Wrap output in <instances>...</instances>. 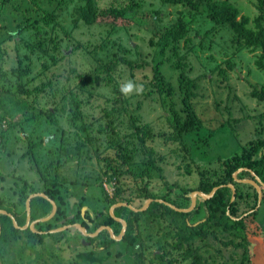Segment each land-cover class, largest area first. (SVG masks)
<instances>
[{"label":"trees","instance_id":"1","mask_svg":"<svg viewBox=\"0 0 264 264\" xmlns=\"http://www.w3.org/2000/svg\"><path fill=\"white\" fill-rule=\"evenodd\" d=\"M161 1L171 5H184L185 8L183 13L178 15L177 20L167 24L160 33L157 43L158 54L164 58L158 61L154 59L155 63L151 65V75H146L145 79L140 82L144 85L143 92L149 88L148 94H151L153 90H158L162 95L163 105L168 112L164 116L168 121L170 131H156L150 122L142 120L139 113L125 107L128 100L125 98V92L121 91V86L117 83L116 73L121 72L123 65L132 69L133 76L135 70L145 69L149 61L140 60V54L138 59H134L127 53H115L108 62L93 66L91 71L87 72H80L76 67H71L73 78L69 76L63 81L58 76L52 77L51 75L44 79L39 75L40 72L34 74L30 54L25 51L23 55L19 53L22 43V47L27 46L33 51L36 49L35 52H38L40 58L45 59L47 55H50L49 59L43 61V72H46L45 70H48L51 64H56L61 56L66 55V52L61 43L62 38L50 37L52 46L50 54H48L49 48L47 46L51 43L48 42L46 45L44 42L46 39L41 37V22L53 23V26L59 25L65 32L68 31L58 18V12L65 3H74L75 26L81 23L86 26L100 27L99 39L103 41L100 45L105 46L107 37L111 34H120L121 29H123L120 25H125L124 22H127L132 14L139 10L143 0H128L126 2L108 0L109 4L105 9L101 8L99 0H48L49 4H54L51 9L43 8L41 0H0V20H3L0 34L5 33L4 37L0 35V59L6 53L5 45H3L6 40H15L14 45L17 50V58L10 68L5 71L2 69L0 72V149H4V144L6 148V143L11 138L25 142L28 149L22 155L31 156L32 159L29 158L31 167L33 169H46L45 179L51 177L50 179L54 181L52 185H49L48 180H45L43 189L50 198L58 202L59 208L56 217L60 219L68 215L67 209L64 207L67 202L62 191L65 181L69 180L72 183H81L82 185L89 184L87 177L83 181H75L74 175L67 177L64 175L63 169L65 167L69 169L73 163H86L87 157L84 155L89 153L92 148L97 152L98 162L102 163L103 168L100 171L102 173L95 175L89 185H100L105 196L104 199L110 204L116 203L120 198L131 203L137 197L142 199L153 197L163 198L180 207L185 206L170 196L171 185L179 184L174 182L170 186L168 185L169 182L165 176L166 156L152 142L157 136H161L165 141L179 142L181 144L180 149L183 150V146L186 149L184 151L188 154L191 151V146L186 142V135L203 127L202 119L196 111L193 101L197 95L196 89L199 87L200 77L191 75L193 67L189 62V53L194 49L192 38L189 40L190 46L187 43L186 51H182L181 48V41L189 38L187 36L190 29L189 22L184 16L186 9L192 7L198 12L200 7L205 5L209 18L216 24L229 26L233 33V40L236 41L239 50L245 46L254 51L261 50L255 62L264 70V0H259L258 8L261 13L254 18L241 13L239 6L231 0ZM158 14L160 15L161 12L159 11ZM9 22L13 27L7 29ZM251 23H254V26ZM127 24H130V21ZM29 30L32 35L33 32L36 34L37 41H30L24 37ZM17 34L20 35L17 37ZM111 40L115 41L116 38ZM89 42L92 43L93 48L97 47L95 40H89ZM89 42L83 46L88 47ZM109 42L112 43L110 40ZM118 42L121 43V41ZM80 45L81 43L75 42L74 50L78 49ZM138 46L133 48L138 49ZM142 46L143 48L146 47L145 44L141 43ZM166 62H171L175 68L174 71L178 79L177 87L173 83V77L167 76L163 71ZM103 73L105 75H102ZM101 78L105 80V83L111 84L115 91L112 97L106 98L107 105L103 107L105 121L91 118L84 109L85 104L89 103L93 96V93L88 90V85L93 87ZM251 87L250 94L259 100H264V84L259 87L255 83H251ZM87 91L89 94H86ZM125 114L128 115L127 120L123 118ZM64 118L68 121L69 127L63 123ZM79 122L80 124H78ZM73 126L78 130L75 134L72 133V137H70L68 130ZM39 131H43L47 135L44 137ZM104 134L106 140L103 139ZM212 134L211 132L206 136V143L209 142ZM43 141L55 143L53 147L47 149V155L41 154L42 147H45ZM104 144L105 146H103ZM248 145L242 146V152H236L225 158L221 171L216 169L202 170L200 181L195 187L189 188L182 185L183 193H185L184 191L187 193L191 189L210 192L214 186L220 185L211 197L203 199L198 196L196 207L190 211L177 210L168 203L159 200H153L148 208L143 211L133 210L126 205H120L116 208L115 214L117 216L122 215V210H128L126 214L122 215L128 223L123 241L128 245H134L137 242L142 244L140 249L136 251L138 261L136 260L135 264H146L142 239L141 217L143 214H149L154 220L161 223L162 231L157 237L158 251L152 252V258L149 259L152 264H180L181 261L182 263L185 261L187 264H209V260L213 259L215 252L220 249L213 248L215 242L222 243L223 247L232 244L241 250V261L244 264L249 251L246 216L241 218H233V216L238 215L240 205L245 200L243 198L254 200L252 204L254 208L259 193L252 184H247L253 188L251 191L244 189L243 183L236 180L233 173L240 167H248L253 169L264 181V154L259 156V151L264 148V133L261 131L259 137L255 140L251 139ZM101 147L111 150V153L102 154L104 151H100ZM250 169H244L238 175L240 177H245L244 173L252 175ZM102 174L110 181L116 180L117 186L112 195L102 184ZM130 177H132L131 180H125ZM56 179L62 181V184ZM160 179L162 180L160 181L161 185L167 186L170 192H158L156 183ZM126 181L132 183L127 185ZM25 182L32 184L27 181V178ZM229 182H233L236 186V199L234 200H232L233 189L227 185ZM152 184L153 189H151ZM37 188L35 185L29 187L27 183H24L21 188V193L24 194L19 198V203L23 204L24 208L19 210L6 207L15 216L19 224H24L26 220V198L29 193L40 189ZM127 189L130 191L129 194L125 193ZM133 192L134 194H132ZM84 201L83 199L81 202L84 203ZM52 207L49 198L43 195L33 196L31 199V218L36 219L48 215ZM103 210L96 208L94 216L89 212L86 213L89 220L93 222V226L87 219H83L82 224L89 231H94L100 225L117 222L114 216ZM245 210L247 208L243 211ZM203 212L205 217L199 218ZM79 217L82 218L81 207L78 208L76 217L71 218L69 222H75V219ZM0 221L2 224L0 256L3 260L6 258L5 253L8 255L10 252V249L5 245L13 243L23 235L27 236L24 246L26 245L32 250L35 249L36 245L44 243V233L34 231L30 227L26 229L16 227L9 214L0 213ZM39 224L41 229L44 226L47 229L55 226V222L50 220ZM68 231L69 228L50 234L55 240L60 241L68 236ZM115 231L118 230L115 229ZM85 241L99 249L110 250L116 239L107 230H103L97 236H87ZM236 259L234 257V260ZM10 260H12L11 263L14 261L11 256Z\"/></svg>","mask_w":264,"mask_h":264},{"label":"rangeland","instance_id":"2","mask_svg":"<svg viewBox=\"0 0 264 264\" xmlns=\"http://www.w3.org/2000/svg\"><path fill=\"white\" fill-rule=\"evenodd\" d=\"M41 1L43 4L42 7L45 9L54 7V4H49L48 0ZM126 1L128 0H123V2ZM231 1L239 6L241 13L249 15L251 18L261 13L258 8L259 0ZM99 3L103 9L107 8L106 6L109 4L108 0H99ZM184 8V5L166 4L161 0H143L139 10L132 14L131 18L127 21H130V24L124 22L125 25H120L123 29H121L120 34H118L119 36L115 34L109 35L105 46H101L100 44L103 41L99 39L100 27L86 26L81 23L75 26L74 3L68 2L65 3L58 12V18H60V21L68 31L65 32L59 25L53 26V23L41 22V37L47 40L44 41L46 45H48V42L51 43L49 40L50 37L62 38L61 43L66 55L61 56V59L56 64H51L50 68L45 70L46 72H43V61L49 59L50 55H47L45 59L40 58L38 52H35L36 49L33 51L27 46L22 47V43L20 44L19 53L23 55L25 51L30 54L34 67V74L40 72L39 75L44 79L51 75L52 77L58 76L63 81L68 79L69 76L73 78L71 67H76L80 72H87L91 71L93 66L108 62L115 53H127L134 59H138L140 54V60L150 62H147L146 68L143 70L140 68L135 70L134 73L136 76H133L131 72L132 69L123 65L121 66V72L116 73V79L121 87L128 79H133L136 84H141L140 81H143L146 75H151V65L155 63L154 59L158 61L164 58L158 54L159 48L157 43L159 42L160 33L167 24H171L177 20L178 15L183 13ZM206 9L205 5H202L198 12L192 7L186 9L184 16L189 22L190 29L187 34L189 38L181 41L182 51L187 50V43L190 46L189 40H191V38L194 43V49L189 53V62L193 67L191 75L199 76L200 78L199 87L196 89L197 95L193 101L196 111L202 119L203 127L186 135V142L191 146V151L188 152V154L184 151L186 149H184L183 146V150L180 149L181 144L179 142L165 141L161 136H157L155 141L152 142V144L154 143L155 147L166 156L165 176L169 182L168 185L170 186L174 182H178L179 184L171 185L172 191L170 192L167 186L161 185L162 183H160V181L162 180L160 179L156 183L158 185V192L163 193L169 191L172 198L177 199L180 204L185 205L183 207L191 205V194L195 189H191L187 191V193L184 191L185 193H183L181 189L182 185L189 188L198 185L202 170L208 171L216 169L217 171H221L224 166L223 161L225 158L236 152H242V146H247L251 139L255 140L258 138L261 131L264 133V100H259L250 94L252 89L251 83H255L259 87L264 84V70L255 62L261 50L257 49L254 51L247 46L239 50L236 41L233 40V33L229 26L226 24H216V22L209 18ZM156 10L158 12L160 11L161 14L159 15ZM2 21L3 20H0V27ZM251 25L254 26V23H251ZM7 26V29L13 27L10 22L7 23ZM0 35L4 37L5 33ZM19 35L20 34H17V37ZM24 37L34 42L38 40L36 34L33 32L32 35L30 30L25 33ZM113 38H116V40L112 41L111 39ZM17 39L19 40L20 38ZM108 39L112 43H110ZM142 39H144L143 42H141ZM89 40H95L97 47L93 48ZM118 41H121V43ZM75 42L81 43L80 47L76 50H74L75 48L73 47ZM87 42H89V46L85 48L83 45ZM14 43L15 40L13 39L3 42L6 53H4L0 59V72L2 69L5 71L10 68L17 58V50ZM141 43L145 44L146 47H141ZM51 46L52 43L47 46L49 48L48 54H50ZM136 46H138V49L133 48ZM92 49H94L93 52ZM41 51L43 52V50ZM155 56L156 58H153ZM212 68H214V70H211ZM174 70L175 68L171 62H166L163 67L164 73L169 77H173V83L177 87L178 79L176 78L177 75ZM105 73L102 75H105ZM88 87L89 92H92L93 96L91 101L85 104V112L89 113L91 118L105 121V117H103V107L107 105L106 98L112 97L115 91L111 84L105 83V80L102 78L94 84L93 87L89 85ZM149 91V88L145 89L144 92L142 90L137 91L134 88L125 93V98L128 100L125 104L126 109L135 110L141 115L142 120L150 122L156 131H170L171 129L168 121L164 116L168 112L163 105L162 95L158 90H153L151 94H148ZM89 92L87 91L86 94H89ZM123 118L127 120L128 115L125 114ZM63 123L69 127V123L65 118L63 119ZM78 124H80V122ZM77 130L78 128L75 126L71 127L68 130L70 137H72V133L75 134ZM211 132L213 134L209 142L206 143L205 138L207 135L211 134ZM39 133L44 137L47 135V133L44 134L43 131H39ZM103 139L106 140L105 134ZM53 144L55 145L54 142L48 143L47 141H43L45 147H42L41 154L47 155V149L53 147ZM103 146H105V144ZM27 149L28 146L26 148L25 142L13 140L12 138L6 143V148L4 144V149H0V209L7 210L6 207H8L22 210L24 208V205L19 203V198L24 194L21 193V188L24 183H27L29 187L35 185L40 188L34 192H44L43 186L45 180H48L49 185H52L54 182L53 179H50L51 177L45 179L44 175L46 174V169H33L31 167L30 159H32V157L22 155ZM261 150L259 156L264 154V148ZM100 151H104L102 154L111 153V150H106L104 147H101ZM89 154H91V156H89ZM84 156L87 157L86 163H73L70 165L69 169L65 167L63 172L67 177H72L74 175L75 181L79 182L87 177L90 184L95 175L102 173L100 171L103 165L98 162L97 152L93 148ZM65 165L68 166V164ZM242 171L243 170L239 172ZM244 175L245 177H240L237 174V177L240 179L254 178L253 174L244 173ZM101 176H103V186L109 194L112 195L117 186L116 180L110 181L103 174ZM26 178L27 181L34 185L25 182ZM131 179L132 177L126 178L125 180ZM57 181L62 184V181ZM238 181L243 183L242 186L246 190L251 191L253 189L247 184H252L255 187L250 181ZM126 183L128 185L132 182L126 181ZM89 184L82 185L81 183H72L69 180L65 181V186L62 188V191L67 202L64 207L67 209L68 215L62 219L56 217L59 205L54 199L57 203V210L53 217L49 219L55 222V226L52 228H60L68 224H74L75 222L82 224L83 219H87L93 226V222L89 220L86 213L89 212L94 216V210L96 208L104 209V212L110 213L109 209L113 203L110 204L104 199L105 196L103 195L100 185L90 186ZM151 189H153V184ZM262 192L263 198L261 203H259V195L257 204L254 208L252 207L254 200L243 198L245 200L244 202L242 201L240 205L237 212L238 215L233 216V218L246 216V235L249 240L248 257L245 260L246 264H264V186H262ZM31 193H29V195ZM125 193L129 194V189H127ZM132 194H134V192ZM83 199L85 200L84 203L81 202ZM118 201L126 200L120 198L117 202ZM146 201L147 199L137 197L131 204L141 207ZM79 207H81L82 218L79 217L75 219V222H69L71 218L76 217ZM117 207L119 206L115 207L114 213ZM245 208H247V210L243 211ZM127 212L128 210H122V215ZM122 215L119 217L124 218ZM201 217H205L204 212L199 216V218ZM49 220L38 221L33 227L39 230L41 229L39 223ZM141 220L146 264H152L149 259L152 258V252L157 250V237L162 231L161 223L154 220L149 214H143ZM116 221V223L108 225L113 228L115 234L119 235L122 229V222L118 219H116ZM68 228V236L60 241L55 240L50 233L62 230L43 232L44 243L36 245L33 250L26 245L24 246L27 236L23 235L13 243L5 245L10 249L11 253L8 252V255L5 253V260L0 256V264H135L136 260L138 261L136 251H138L142 245L140 242L134 245H128V243L121 238L116 239V242L110 247V250L103 248L99 249L93 244H88L86 241L84 243V239L88 235H86L80 227L72 225ZM115 229L118 231L116 232ZM41 230H47V228L44 226ZM103 230L109 232L108 229ZM89 232H93V230ZM213 248L220 249L215 252L213 259L209 260V264H242V251L232 244L228 247H223L222 243L215 242ZM10 256L14 260L12 263ZM234 257L237 258V261L234 260ZM180 264H187V262L184 261L182 263L181 261Z\"/></svg>","mask_w":264,"mask_h":264},{"label":"water","instance_id":"3","mask_svg":"<svg viewBox=\"0 0 264 264\" xmlns=\"http://www.w3.org/2000/svg\"><path fill=\"white\" fill-rule=\"evenodd\" d=\"M244 169H250L248 167H240L238 168V170H236L233 175H234V178L236 180H247V181H250L251 183H253L255 185V187L257 188V191L259 193V203H261L262 201V196H263V192H262V186H264V181L261 179V177L253 170V169H250V171L252 172V174L254 175V178H247V179H240L237 177V174L239 173V171L241 170H244ZM227 185H229L232 189H233V193H232V200L235 199L236 197V186L233 182H229ZM220 187V185H216L214 186V188L210 191V192H205L203 190H199V189H195L192 191V194H191V197H192V202H191V205L188 206V207H180V206H177L176 204L170 202V201H167L163 198H153V197H150L147 199L146 203L141 206V207H138L134 204H131L129 202H126V201H118L114 204L111 205L109 211L111 213L112 216H114L116 219L120 220L122 222V229H121V232L119 235L115 234L113 228L110 226V225H100L96 230H94L93 232H89L86 228V226L82 225L81 223H74V224H68V225H65L63 227H60V228H50L49 231L50 232H55V231H58V230H64V229H67L68 227L72 226V225H76L77 227H80L85 233L86 235L88 236H97L103 229H108L111 236L114 238V239H121L123 238V236L125 235V232L127 230V220L122 218V217H119L117 216L115 213H114V209L116 206H120V205H126L128 207H130L131 209L133 210H145L148 208V206L151 204V202L153 200H159V201H164L166 203H168L169 205H171L172 207H174L175 209L177 210H180V211H190L192 209H194L197 205V200H198V196H201L203 199H207L209 197H211L215 192L216 190ZM36 195H43L47 198L50 199L53 207H52V210L51 212L46 215V216H43V217H40V218H36V219H32L31 218V199L33 196H36ZM26 210H27V218H26V221L24 224H19L17 219L15 218V216L9 212L8 210H5V209H0V213H7L9 214L12 219H13V222L15 224L16 227H19L21 229H26L27 227H30L32 230L34 231H38V229H35L33 227V225H35L36 222L38 221H46V220H49L50 218L53 217V215L56 213V210H57V203L55 202V200L53 198H50L45 192H34V193H31L27 199H26ZM235 218V217H234ZM1 232H2V224H1V221H0V236H1ZM43 232V231H41Z\"/></svg>","mask_w":264,"mask_h":264},{"label":"clouds","instance_id":"4","mask_svg":"<svg viewBox=\"0 0 264 264\" xmlns=\"http://www.w3.org/2000/svg\"><path fill=\"white\" fill-rule=\"evenodd\" d=\"M143 87H144V85L142 83L141 84H136L133 79H128L126 82H124L122 84L121 91L127 93V92H129L130 90H132L134 88L137 91H139V90H142Z\"/></svg>","mask_w":264,"mask_h":264},{"label":"flooded vegetation","instance_id":"5","mask_svg":"<svg viewBox=\"0 0 264 264\" xmlns=\"http://www.w3.org/2000/svg\"><path fill=\"white\" fill-rule=\"evenodd\" d=\"M38 231H39V232H41V231H43V232H50L49 229H47V230H40V229H39ZM43 232H41V233H43ZM84 243H85V239H84Z\"/></svg>","mask_w":264,"mask_h":264},{"label":"crops","instance_id":"6","mask_svg":"<svg viewBox=\"0 0 264 264\" xmlns=\"http://www.w3.org/2000/svg\"><path fill=\"white\" fill-rule=\"evenodd\" d=\"M261 154V151L259 152V155ZM26 218H27V215H26ZM26 221V220H25Z\"/></svg>","mask_w":264,"mask_h":264}]
</instances>
